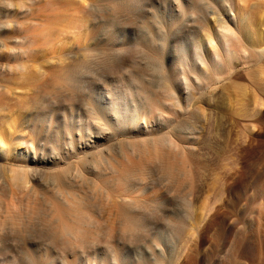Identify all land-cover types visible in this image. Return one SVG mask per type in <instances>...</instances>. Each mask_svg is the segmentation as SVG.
<instances>
[{"label":"rangeland","instance_id":"374dc122","mask_svg":"<svg viewBox=\"0 0 264 264\" xmlns=\"http://www.w3.org/2000/svg\"><path fill=\"white\" fill-rule=\"evenodd\" d=\"M7 1L12 16L24 22V43L13 45L12 58V63L24 62V69L8 74L16 84L0 97V136L9 131L13 140H6L2 154L11 151L12 161L4 160L5 165L18 163L12 157L16 143L27 154L24 163L37 172L26 185L14 186V194L0 182V264H69L79 250L61 225L97 237L79 264H264V0H235L237 12L243 8L246 17L236 33L240 41L233 39L231 62L226 59L216 72L207 70L208 80L200 84L191 74L187 84L181 73L172 83L177 97L171 136L182 140V147L171 151L140 140L138 128L146 120L137 110L142 96H124L121 103L129 111L118 114L116 94H124L131 80L153 92L163 90L161 74L172 72L177 53L188 51L198 37L203 49L209 47L207 33H224L219 21L225 19L234 28L235 10L209 11V27L198 19L169 28L162 61L137 42L148 29L146 18L169 1L122 0L127 5L117 7L113 0L100 1V7L90 0ZM201 25L209 31L203 33ZM86 44L93 49L87 62L95 72V100L76 83L86 73L75 66ZM260 49L263 56L254 60ZM64 57L60 65L58 58ZM161 61L166 66L159 74ZM33 100L55 109L46 107L40 119L30 110ZM81 123L91 146L79 154L86 159L78 167L65 160L64 151ZM58 143L61 149L55 148ZM37 158L47 163L40 165ZM77 168L86 176L76 195L63 197L57 179ZM0 174L7 177V169ZM60 241L70 243L75 255Z\"/></svg>","mask_w":264,"mask_h":264},{"label":"bare ground","instance_id":"6f19581e","mask_svg":"<svg viewBox=\"0 0 264 264\" xmlns=\"http://www.w3.org/2000/svg\"><path fill=\"white\" fill-rule=\"evenodd\" d=\"M100 1H102V0H96V1L90 0L89 5H92L94 7H96L98 5V7H100V3H99ZM113 1H114V3H117L113 7H117V6H121V5H127V4H124L122 2V0H113ZM166 1H169V2H167L168 5L166 7H164L163 10H161L159 12H153L152 13L153 16H148L146 18V21H144L145 23L142 21L144 24H146L145 27H147L148 29H147V31H146V29H144V32L145 31L146 32L139 36L140 42H137V43H140L142 45V47L144 46L146 49L151 50L154 53H156L159 60H162V61H163V55L165 52V47L167 44V39H166L165 35L167 34V31L169 30V28L176 26V25L177 26L183 25L185 27V25H191V24H193V22L195 23L198 19L201 22L206 21V15H207V13H209V11H211V12L214 11L213 13L216 12L217 14H221V10H223L222 7H228L230 10H235V13L237 14V15L234 14L235 15V17H234V25H235L234 28L230 27L231 25L228 27L229 24L226 25V23L228 22V21L224 22L226 19L224 21L223 20L219 21V24L223 27L222 30L223 29L225 30L224 33L223 32L221 33V31L220 32L218 31V33H221V34L213 35L211 31H209L208 29L205 28L207 31H209L208 33L206 32L208 34V36H207L208 38L205 37L206 41L208 39L207 44L209 45V47H206L205 49H203L202 48V47H204L203 38L198 37L195 40L193 46L188 51H186V52L183 51V53H181V52L177 53L178 55H176V56H178L177 58H179V60L174 65L172 72L165 73L164 75L161 74L165 87H162L163 90H161L160 92L158 90H157L158 92H153L150 89H148L149 86H147L148 88L147 87L145 88L143 86V84L142 85L138 84V83L136 84L134 82L135 80H131V78H129L131 81H129L126 84V90H125L124 94H122V92L121 93L119 92L116 94L117 96H119L118 98L120 99V102L118 103L119 105L117 108L118 114H121L123 112L126 113L129 111L128 106H126L125 104L122 105V103H121V100L123 99L124 96H128V95H140V96H142V99H144L145 101L142 103V106H140V105L138 106L137 110H139V111L141 110L142 112L144 111V113H145L144 118H146V120L144 121L143 125L138 128V131L140 132L139 134L141 136L140 140L144 144L152 143L151 146H153L154 148L159 147V145L160 146L164 145V147H162V150L167 148L168 151H171V150H175V149L182 147V140H175L171 136V128H170L171 121H172L171 109H172V106L175 105V98L177 97V96H175L176 92L173 89L172 83L176 82V80L178 79V76L182 74L180 76V78L182 77L184 82H186L188 84L187 81H189V80H187V76H188V74H191V76L194 78V80L198 84H200L203 81L208 80L207 70H211L213 72H216L220 68L224 67V64H225L224 62H226V59L231 62V60L233 58L232 57L233 56L232 55L233 39H236V40L238 39V41H240L239 40L240 37H238L239 35L237 36L236 33H239L240 31H242V29L240 30V23H241V21L244 18L246 13L243 10V8L240 9L242 12H240V13H239V11L237 12L235 0H166ZM163 3H166V2L164 1ZM162 5H164V4H162ZM141 7H143V6H141ZM13 9L14 8H12V4L9 1L0 0V20L2 19L0 21V97H2L4 94H7L9 92V88L12 87L14 84H16V83H14V80H11V78L9 77L8 74L11 73L14 69H19V71L24 69V62L12 63V58L14 55L13 45L14 44L22 45L24 43L23 38H22V37H24L23 36L24 30L21 29L23 27L24 22L19 21L17 18H14L12 16L11 13H13ZM116 9H118V8H116ZM112 10L116 11V10H114V8ZM117 12L119 13V11H117ZM117 12H116V14H118ZM27 19L30 20L29 17ZM206 25L208 26L207 21H206ZM202 26L203 25L200 26L201 30H202V28L204 29V26L203 27ZM175 29L177 30L176 32H179L180 28H175ZM184 29L185 28L182 27V30H184ZM205 29L202 30V32L203 31L205 32L206 31ZM187 30H190V29H186L185 31H187ZM179 33H177V34H179ZM175 34L176 33H174V35ZM139 45L137 48L141 47V46L139 47ZM92 50H93L92 47L90 45H87V44L82 47L83 58L81 61H77L75 63V66L78 69L83 68V70H85L86 73L84 76L78 78L76 80V83H77V86L80 87V89H82V92H84V91L88 92L89 98L92 100H95V98H93V95L91 94L92 93L91 92V84L94 82L93 74L95 72L94 73L92 72L93 67L91 68L89 63L87 62V61H90L89 56L92 55V52H93ZM136 50H138V49H136ZM22 52H23V50H22ZM143 53L144 52H142V54ZM75 54H76V52L68 53V57H71ZM262 56H263V51L260 49L258 51L257 56L255 57V55H254V57L256 58L254 60H258ZM18 57L19 56H15V59H17ZM162 61H161V63H159L160 68L157 66L159 74H160V72L162 73L164 71L163 69L166 66V65L164 66V63ZM198 61L201 64V66L198 63ZM63 62H65V57L64 58H58V63L60 65ZM149 64H151V63H149ZM230 65H229V67H230ZM91 66H92V64H91ZM157 68H155V70ZM111 70H113V69H111ZM179 73H181V74H179ZM138 81H140L139 78H138ZM140 83H142V82H140ZM195 87H197V85ZM33 101L35 104L34 103H32V105L30 104L31 105L30 110H32V113L35 116L41 114L40 119H44L46 117V116H44V114H42V110H46V107L48 109L51 108L52 110L55 109L54 108L55 104L54 105L50 104V105H47L45 107L44 105H42L40 103V101H38V100H33ZM147 106H149V108ZM63 113H64L63 117H65L66 121H67L66 127H67V129H71L72 123L69 122L70 119L67 117L68 113L66 111H63ZM20 114L22 115V113L21 112L19 113V111H18L17 116L19 117ZM22 121H24V120H22ZM22 121H21V124H22ZM25 122H26V119H25ZM135 122H136V118H134L132 120V123H135ZM128 124H130V123L125 122V125H128ZM67 129H66V131H67ZM78 129H79V132H77L78 137L77 138H75L74 136L70 137L69 142L72 143V146L69 149L66 148L67 150L64 151L65 152L64 154L67 155L65 160L69 159L70 163H73L74 165H77L78 167L79 166L82 167V163L85 161L86 157H85V154L83 156H80L79 154L86 151L84 149L89 148L91 146V144L86 143L88 140L87 138H85V140H84V136L86 137V135L82 131L83 130V123H81V125L78 126ZM6 134H7V136H4V135L0 136V167H1V170H3L4 168H5V170L7 169L8 176L7 177L5 176L6 177L5 178L2 176L5 174H2V175L0 174V182L6 183L8 185V186L6 185L7 186L6 189L8 188V192L14 194V192L16 190V189H14L15 188L14 186H16L18 184L20 185L21 183L23 185H26L28 182H30L29 178H28L29 175L30 174L32 175V174L36 173L37 171H36V169H33V168L29 167V165L24 163L25 161H23V160L26 158L27 154L24 153V151H22V149H20L18 146H16V143H13V145H12V151L14 150V152L12 153V157L15 158L19 162L16 164H15V162L9 164L12 161L11 159H8V156L11 154V151H9L10 153L8 152L7 156H5L4 155L5 153L2 154V152H3L2 150H4L3 146H5L7 139H9L11 142L13 140L9 135V131H7ZM68 134H69V132H68ZM99 134H101V133H99ZM99 137H102V136H99ZM82 139H83V141H82ZM78 143H80V144H78ZM56 147L61 149V144L58 143L57 145H55V148ZM10 148H11V146H10ZM33 153H34L33 157L35 159L37 152L34 151ZM4 160L9 162L8 163L9 165H5V164H7V162H4ZM37 161L40 162V165L47 163V162H45V160L43 158H42V160H39L37 158ZM14 164H15V166H14ZM2 167H3V169H2ZM66 172H68V171H66ZM85 172H86V170L81 171V169L77 168L76 172H74V173L71 172V174L67 173L64 177L63 176L59 177L57 179L58 180V187H60V188H58V192L63 197L64 196H72L73 194L76 195L75 187L80 185L81 181L84 179V176H86ZM186 178L187 177L185 175L184 179L186 180ZM177 184H179L178 181H177ZM56 196H58V195H56ZM117 208H120V206H118ZM122 209H123V207L120 208V210L123 212L124 210H122ZM131 216H134V214L133 215L131 214ZM130 218L132 219V217H130ZM133 218L135 219V220L133 219L136 222L135 224L138 227H140L141 222H138V218L137 217L135 218V216ZM126 219H129V216ZM133 220H130V222H132ZM130 222H129L130 226L131 225L134 226V224H132L133 222L132 223H130ZM124 223L127 224L128 222H126V220H125ZM20 226H22V225H20ZM126 226H128V225H126ZM137 226H135V227H137ZM135 227L133 228V230H137V228L135 229ZM67 228L68 227H66L65 225H61L60 231L62 233H64L65 236H67V237L69 236L67 241L70 240V242H76L77 247H78L77 250H79L78 251L79 254L76 257V259H74L68 263L69 264H79L78 263L79 256L83 257V255L85 254L83 252V250H87V251L91 250L92 244L97 240V237L95 236V234L91 235V233L90 234H87V233L78 234L79 232L76 233L77 232L76 230L74 231V230H71L72 228H70V230H71L70 231ZM3 229L5 230V228H2V231H4ZM85 232H86V230H85ZM137 232H138V230H137ZM1 237H0V243H3L4 241L1 240ZM60 244L64 245V247L66 245L65 248L67 249V251L69 253L75 255L76 251H74L72 249V245L70 243L65 242V244H64L63 242H61ZM95 254L93 256H95ZM114 256H115V258H121V255L117 254V253H115ZM32 258L38 262L41 260V258L35 253L32 255ZM94 260L102 261V257L95 256ZM103 261H104V259H103ZM119 264H122V263H119Z\"/></svg>","mask_w":264,"mask_h":264}]
</instances>
